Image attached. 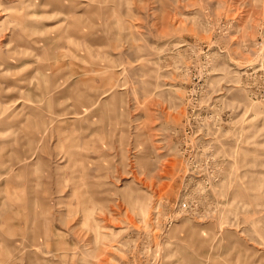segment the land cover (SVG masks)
Returning <instances> with one entry per match:
<instances>
[{
    "label": "rangeland",
    "instance_id": "rangeland-1",
    "mask_svg": "<svg viewBox=\"0 0 264 264\" xmlns=\"http://www.w3.org/2000/svg\"><path fill=\"white\" fill-rule=\"evenodd\" d=\"M0 264H264V0H0Z\"/></svg>",
    "mask_w": 264,
    "mask_h": 264
}]
</instances>
